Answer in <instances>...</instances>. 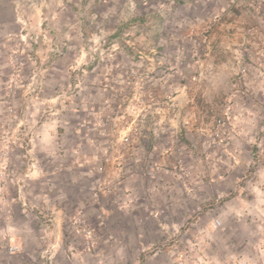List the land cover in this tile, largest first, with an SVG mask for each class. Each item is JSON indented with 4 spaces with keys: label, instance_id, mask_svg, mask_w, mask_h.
<instances>
[{
    "label": "rangeland",
    "instance_id": "rangeland-1",
    "mask_svg": "<svg viewBox=\"0 0 264 264\" xmlns=\"http://www.w3.org/2000/svg\"><path fill=\"white\" fill-rule=\"evenodd\" d=\"M132 1L129 12L123 0L121 29L107 32L108 54L94 62L109 68L103 80L111 85L105 82L106 90L97 91L110 103L87 112L88 120L95 116L82 131L87 137L74 141L75 151L66 156L72 167L57 175L58 192L65 191L67 198L61 199L58 185L37 180L52 171L34 152L39 120L17 123L19 134L7 138L19 153L0 154V211L37 229L41 244L35 264H172L164 254L176 246L189 257L196 245L180 239L186 229L203 217L210 228L216 219L222 226L227 198L239 194L264 165V7L259 8L264 0L242 9L245 17L235 10L239 14L227 19L233 25L224 31L212 30L216 20L209 22L201 6L197 18L202 19L186 21L194 19L191 0L170 1L172 6L164 0L150 13L155 17L150 25L133 22L144 15L142 6L149 0ZM258 10L262 19L253 22L251 13ZM165 16L170 21L161 20ZM65 91L72 99L82 89ZM255 112L263 117L260 132L248 139L255 149L251 161L233 171L235 158L223 150L245 124L253 128L255 122L242 117ZM113 149L120 154L114 163ZM125 164L135 183L122 188L109 178L107 166L124 170ZM228 174L239 177L235 186L228 179L230 193L221 183ZM165 228L178 229L165 233Z\"/></svg>",
    "mask_w": 264,
    "mask_h": 264
},
{
    "label": "crops",
    "instance_id": "crops-1",
    "mask_svg": "<svg viewBox=\"0 0 264 264\" xmlns=\"http://www.w3.org/2000/svg\"><path fill=\"white\" fill-rule=\"evenodd\" d=\"M163 1L157 0L156 5L153 0L149 3V0L146 6H142L144 15L140 18H134L133 22L139 20L150 25L155 21V17H151L150 13L155 6V9H158L159 4L164 3ZM170 1L174 3L175 0H169L164 4L168 3L169 6L171 5ZM253 1L191 0L189 4L193 9L192 16L194 19L188 17L186 21L189 20V22L192 21L196 24L198 19H202L197 18L198 8L201 6L207 10L205 18H208L209 22L217 21L211 25V27L215 26L212 30L219 28L224 31L233 25V22L228 23L227 19L234 18L236 14H239L235 10L241 12L242 9H249L255 4ZM203 2L206 6L202 5ZM18 4L19 0H0V154L9 151H11L10 153H19L17 149L11 150L7 136L19 134L17 132L19 124L17 123L20 122L21 110L27 93L22 87H18L16 95L11 100L12 106L17 109V114L10 113L7 101L10 99L8 85L13 77L9 56L10 46L15 42L13 41L15 37L11 38L9 35L17 36L21 30V24L18 21ZM86 4V0H39L37 5L29 9V17L34 27H38L39 24L47 20L53 28L62 30L66 34L69 44L67 51L53 64L44 65L45 71L42 73V76L45 77L44 89L38 98H33L34 106L28 119L31 122H38V120L41 122L38 126L36 125L37 127L34 130L36 141L34 152L37 154L40 163L42 162L45 167L52 169V171H49L50 174L46 175V179L41 176L37 180L40 179V183L47 182L48 185H58V188L56 186L58 194L57 175L72 167L66 156H70V153L73 154V151H75L73 144L76 139H86L87 135L86 133L83 135L82 131L90 127L93 118H95L94 116L92 120H88L91 117L88 113L98 103H101L98 105L110 103V99L108 100L105 96V92L97 91L106 90L107 87L104 86V83H109V81L103 80V74L108 73L109 68H105L106 66L103 64L95 65L94 62L90 64L92 61L85 57V52H82L84 39L93 30H104L106 33L117 32L121 29L123 21V0L97 2L89 5V7ZM263 7L264 4L261 3L259 8L263 9ZM240 14L243 17L247 16L246 12ZM251 15L254 19L253 22H260L259 20L262 19L263 14L258 10L253 11ZM169 19L170 17L165 16L161 20L167 22L170 21ZM84 20L87 22L86 25L83 24ZM180 20L183 21L184 19L180 18ZM246 25L240 24L238 27H245ZM39 58H41L40 64L47 59L46 50L43 47H39ZM33 67L34 65L31 63L26 67V70H33ZM72 68H81V73H83L82 91L76 97L66 99L64 92L70 89L73 81ZM258 73H262V70H258ZM258 78L260 79L256 75L255 84L260 87L261 82ZM213 79L214 76L211 77V80ZM111 83L106 85L109 86ZM48 106L52 108L56 106L58 109L56 112H46ZM262 117L260 113L256 112L252 115H243L242 119L255 122L253 128L252 125L245 126V124L243 132L236 133L233 138H229L231 141L227 142L224 150L222 149L224 153L228 151L235 158L234 166L231 168L233 171L239 165L244 168L249 166L251 153L255 149L253 150V146L249 144L248 139L253 137L252 135H255L257 130L260 132ZM73 120L77 121L76 125L69 124ZM246 130L253 131V133H248ZM117 155H120L118 150L113 149L110 158L113 163L117 159ZM82 157L91 162V157L86 155L85 152L82 153ZM128 159H130V155L125 156L126 164ZM87 161L84 160L81 166H87ZM3 163H5V160ZM126 164L124 170L117 166H107L109 178L119 181L122 188L133 186L135 183L134 173L127 171ZM1 165L2 157L0 156V168ZM89 173L87 176H90L91 173ZM237 178L239 180L237 175L231 176V174H228L227 178L222 180V186L223 188L226 187L228 193L231 192L229 180L232 179L235 186V179L237 180ZM240 188L239 194L235 197H228L221 207L220 215L223 222L221 228H210L208 219L203 217L195 228L186 229L180 238L190 244H195V253L189 257H183L180 249L174 245L176 246L174 251L165 252L164 254L169 263L264 264V165L250 181H247ZM48 194V191L42 193L46 196ZM59 195L62 200L67 198L65 191H62ZM102 198L103 196H100L99 199L102 200ZM111 198L114 199L115 196H111ZM16 218V216L15 218L9 217L7 212L0 211V264H35L36 250L41 244L37 229L28 228L27 221H16ZM177 229L165 228L164 232L176 231ZM128 243L130 244V241ZM9 244L21 246L23 252H8L7 246ZM129 244H127V247H129Z\"/></svg>",
    "mask_w": 264,
    "mask_h": 264
},
{
    "label": "built area",
    "instance_id": "built-area-1",
    "mask_svg": "<svg viewBox=\"0 0 264 264\" xmlns=\"http://www.w3.org/2000/svg\"><path fill=\"white\" fill-rule=\"evenodd\" d=\"M86 6L97 2H106L108 0H86ZM39 0H19L18 4V21L21 24V30L17 36L9 35L11 38L15 37V41L10 47L9 62L12 67V79L8 85V99L9 112L17 114V109L12 106L11 100L16 95L18 87H22L26 93L23 109L21 110L20 124L29 119L31 110L34 106L33 98L41 94L44 89V75L45 64H53L60 56H62L69 47L66 34L62 30H56L50 23L45 20L38 27H34L29 17V9L37 5ZM126 8L131 12L133 10V1L127 0ZM86 20L83 24L86 25ZM110 38L106 31L93 30L87 34L84 39L82 52L86 54L91 61L95 62L99 58L108 54L106 44ZM39 47L46 50V57L44 63L40 64ZM33 63V70H26V67ZM74 81H72L70 88H82V74L81 68H72ZM47 108H50L49 106ZM214 229L221 226V221L216 219L212 222ZM46 232V228L43 230ZM10 253H18L21 248L17 245H8Z\"/></svg>",
    "mask_w": 264,
    "mask_h": 264
}]
</instances>
